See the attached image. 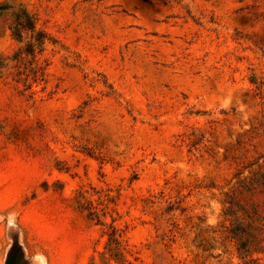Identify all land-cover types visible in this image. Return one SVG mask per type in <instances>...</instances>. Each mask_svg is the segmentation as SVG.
<instances>
[{"label":"rangeland","instance_id":"obj_1","mask_svg":"<svg viewBox=\"0 0 264 264\" xmlns=\"http://www.w3.org/2000/svg\"><path fill=\"white\" fill-rule=\"evenodd\" d=\"M260 170L264 0H0V264H243L223 210Z\"/></svg>","mask_w":264,"mask_h":264},{"label":"trees","instance_id":"obj_2","mask_svg":"<svg viewBox=\"0 0 264 264\" xmlns=\"http://www.w3.org/2000/svg\"><path fill=\"white\" fill-rule=\"evenodd\" d=\"M23 30L32 34V41L25 43L14 59L23 65L31 66L28 69L35 83L43 81V69L32 65L35 54L43 51L47 36L43 31L35 30L27 12L21 10L16 16L12 30V36L19 43L22 42ZM223 215L229 224L228 237L235 243L237 255L243 264H247L246 259L254 254L264 256V170L237 183L227 196ZM106 235L104 251L99 255L120 259L124 256V249L117 230L109 226Z\"/></svg>","mask_w":264,"mask_h":264},{"label":"water","instance_id":"obj_3","mask_svg":"<svg viewBox=\"0 0 264 264\" xmlns=\"http://www.w3.org/2000/svg\"><path fill=\"white\" fill-rule=\"evenodd\" d=\"M6 264H17L16 260L14 258H9L6 262Z\"/></svg>","mask_w":264,"mask_h":264}]
</instances>
